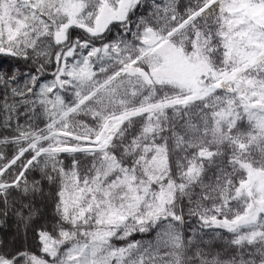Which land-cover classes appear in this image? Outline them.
I'll return each mask as SVG.
<instances>
[{
    "label": "snow or ice",
    "instance_id": "6c2138e0",
    "mask_svg": "<svg viewBox=\"0 0 264 264\" xmlns=\"http://www.w3.org/2000/svg\"><path fill=\"white\" fill-rule=\"evenodd\" d=\"M0 54V224L56 187L0 264H264V0H0Z\"/></svg>",
    "mask_w": 264,
    "mask_h": 264
},
{
    "label": "trees",
    "instance_id": "16d2710c",
    "mask_svg": "<svg viewBox=\"0 0 264 264\" xmlns=\"http://www.w3.org/2000/svg\"><path fill=\"white\" fill-rule=\"evenodd\" d=\"M181 5L186 3V0H180ZM143 9H141V12ZM119 31V28L114 27L113 32L108 34V38L111 39L116 33ZM74 36L81 35L80 30H74ZM14 68L20 69V71L24 74L22 77L19 78L18 84L22 86L23 81L27 79L29 74H33L35 72V67L33 66L32 62H25L23 60H19L13 57L4 56L0 54V71H11ZM47 74L42 77L43 80H51L52 75L51 73L55 70L54 65L47 66ZM16 86V85H13ZM3 98H5V90L2 86H0V104H2ZM4 113L2 109H0V121L3 120ZM21 123H23L24 118L21 116ZM79 119L91 123V118L88 116L81 115ZM36 124H39L43 127V121L37 119L35 121ZM14 134V129L12 128H5L0 124V139L11 136ZM0 150H3L6 156L10 157L14 153V146L12 145H0ZM64 163L67 166L71 157L64 158ZM41 179V174L38 171H33L29 175V179ZM44 186L43 194H36L35 196L31 197V205L36 210V214L34 215L31 223L26 227L25 224L17 218L14 213H10L8 218L5 220L3 224H0V241H4L7 245L8 251H16V250H25L27 249L29 252L35 253L37 255H41L40 251V242L37 237V231L42 227H49L55 223L56 213H55V192L56 187L50 186L47 184L46 181H41ZM17 197L18 203L23 202L25 204L29 203V198H21L19 193H14ZM48 196V203L45 199ZM190 225H196L197 221L195 218H188ZM50 230V228H49ZM190 231V230H189ZM206 232L211 234V229L205 230ZM224 232V230H215ZM187 234V233H186ZM155 233H148V234H134L129 239L135 240H150L154 237ZM227 236V234L225 233ZM16 237V238H14ZM21 237V239L25 242H15L17 238ZM205 239H208L206 236ZM118 246H122L125 241H114ZM216 250H224L227 249L228 252H231L230 248H227L224 241L217 240L215 242ZM47 258V257H46Z\"/></svg>",
    "mask_w": 264,
    "mask_h": 264
},
{
    "label": "rangeland",
    "instance_id": "374dc122",
    "mask_svg": "<svg viewBox=\"0 0 264 264\" xmlns=\"http://www.w3.org/2000/svg\"><path fill=\"white\" fill-rule=\"evenodd\" d=\"M45 199L47 200V203H48V196H46ZM14 238H16V237H14ZM116 241H117V240H116ZM15 242H21V243H23L24 241L21 239V237H19V238H17V239L15 240ZM24 244H25V242H24Z\"/></svg>",
    "mask_w": 264,
    "mask_h": 264
}]
</instances>
